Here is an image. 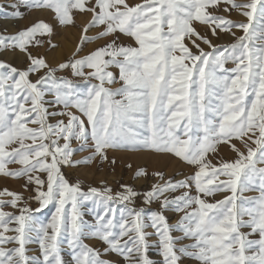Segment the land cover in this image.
Instances as JSON below:
<instances>
[{
  "label": "snow or ice",
  "instance_id": "obj_1",
  "mask_svg": "<svg viewBox=\"0 0 264 264\" xmlns=\"http://www.w3.org/2000/svg\"><path fill=\"white\" fill-rule=\"evenodd\" d=\"M21 9L48 10L55 24L0 30V176L23 182L0 188V264H264V0L0 4L5 19ZM77 11L90 19L76 51L49 61L40 49L57 47L55 27L76 26ZM119 151L190 171L128 163L142 190L85 188L73 175L114 170Z\"/></svg>",
  "mask_w": 264,
  "mask_h": 264
},
{
  "label": "rangeland",
  "instance_id": "obj_2",
  "mask_svg": "<svg viewBox=\"0 0 264 264\" xmlns=\"http://www.w3.org/2000/svg\"><path fill=\"white\" fill-rule=\"evenodd\" d=\"M140 0H128V2L131 3H139ZM12 0H0V4H3L5 7L9 3H11ZM24 11V16L22 19L19 20H14V19H5L3 18V13H0V30H3L4 28H7L9 32H13L17 30L19 27L27 26L34 20L38 18H45L48 22H51L55 24V21L52 18V13L48 10L45 11H40V10H26V9H21ZM232 17L234 19H243L240 17L237 13H233ZM90 19V14L85 13V14H80L78 11L75 13V22L76 26H59L57 25L55 27V35L52 37V42L57 45V47L47 50V48H41L40 51L44 52L49 59V61L55 63V62H60L63 60H66L68 57H70L77 48V45L80 43V37L83 34L82 29L83 26L89 21ZM3 20V21H2ZM7 20L14 21L15 23V28L11 29V27L8 25ZM23 23V25H22ZM201 30L202 29H198ZM96 29L93 28L91 29L87 34L89 36H93L96 33ZM241 33L237 30V35H240ZM122 41L125 42L130 38L127 37H122ZM213 39V43H228L231 42L232 38L230 36H222L221 39L218 41L215 38H212L211 36L209 37ZM131 41V40H130ZM97 43H102V41H90L87 42L83 45V52L80 54L83 55L84 53L88 52L92 48H94ZM131 43H134L131 41ZM187 43V41H186ZM191 47V45H189ZM202 47H206L202 45ZM193 51L195 49L193 48ZM7 60L12 62L14 65L17 66H23V57H13L12 54H8L5 57ZM227 67L232 68L235 65L229 62ZM112 153H110L111 155ZM221 154L226 157H230L232 153L227 149V148H222L221 149ZM78 155H84V153H78ZM115 155L118 158V163L115 166L114 170L110 169L107 165H105L103 168L100 170H95L94 168H82L79 169L78 171L74 172V176H79L80 179L82 180L84 187L87 188L88 186H99V183L101 180H106L114 190L118 189L119 183L120 182H133L136 184L137 188L142 190L144 181H133L132 180V172L127 169L126 165L128 163H131L133 165V168L137 166H144L147 167L149 170L153 168H163V170L169 175L173 176L176 175V178H180V175L187 174L190 169L188 166L184 165L182 162L177 160L174 157H158L152 153L149 152H131V151H119L116 152ZM152 157V158H151ZM167 160V163L165 164L163 161ZM157 161V162H156ZM12 167H16V165H12ZM179 173L180 175H177ZM23 182L20 180H17L15 178H4L3 176H0V188L3 187H8L13 190L21 191V184ZM256 193L254 192H247L245 195H255ZM217 198H220L219 196ZM139 203V201H138ZM31 206L33 208L37 207L38 205L35 202L31 203ZM85 207H91L90 204L85 205ZM5 210H11V209H5ZM54 211V207L52 205H49L48 209H45L42 213L37 214L40 219L46 220L50 218L51 212ZM171 215V218L173 221L177 219V216L174 214L169 213ZM85 219H91L90 214L85 215ZM155 239V237H153ZM86 243H93L91 240H85ZM29 248L31 250V253H36L38 251V246L35 244L29 245ZM65 256V259L68 258V253L65 250L63 253ZM153 257H155V250L152 252Z\"/></svg>",
  "mask_w": 264,
  "mask_h": 264
},
{
  "label": "bare ground",
  "instance_id": "obj_3",
  "mask_svg": "<svg viewBox=\"0 0 264 264\" xmlns=\"http://www.w3.org/2000/svg\"><path fill=\"white\" fill-rule=\"evenodd\" d=\"M139 2V1H138ZM140 2H141V0H140ZM3 21V20H2ZM7 21H9L8 22V25L11 27V29H14L15 28V23L16 22H14V21H10V20H7ZM22 25H23V23H22ZM123 39V38H122ZM125 42H128V43H131V41L128 39L127 41H125ZM152 158V157H151ZM157 162V161H156Z\"/></svg>",
  "mask_w": 264,
  "mask_h": 264
}]
</instances>
